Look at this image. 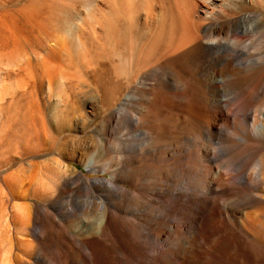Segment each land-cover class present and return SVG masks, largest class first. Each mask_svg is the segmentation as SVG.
I'll return each instance as SVG.
<instances>
[{"label":"bare ground","instance_id":"1","mask_svg":"<svg viewBox=\"0 0 264 264\" xmlns=\"http://www.w3.org/2000/svg\"><path fill=\"white\" fill-rule=\"evenodd\" d=\"M51 1L46 14L36 23L43 31L32 41L30 55L35 59L41 52L46 57L58 54L59 50L54 53L47 47L58 34H67L69 51L76 57L82 50L124 33L128 27L122 29L123 24L129 22L132 30V36L128 31L129 40L118 36L119 40L130 42L127 59L124 54H118L115 60L110 57L109 63L114 74L111 96L117 102L112 105L105 102L107 93L99 82L83 84L103 111L115 110L112 118L118 116L132 126L139 124L138 135L143 142L132 143L128 138L114 144L110 133H105L96 142L84 145L91 154L90 165L82 166L87 172L107 171L110 155H115L110 160L115 165L112 180H88L82 171L63 166L60 161L74 144L62 142L56 147L46 146L44 152L56 156L52 161L53 169L56 166L58 170V183L54 185L57 191L52 190V195L43 200L41 212L35 210L29 215L26 208L17 210L19 233L29 238L18 237L26 259L18 258V264H47L49 259L51 264H264V51L261 49L264 17L261 12H243L251 3L261 4L264 0H251L250 4L245 0H228L229 4L223 0H206L208 12H203L202 22L194 28L190 25L194 23L188 19L189 13V21H185L184 14L182 19L175 14V18L169 19L168 12V21L163 15H140L139 12L132 13L129 21V17L122 21L116 14L107 13L109 6L101 14H90L89 10L84 15L69 12L76 5L90 6L94 0ZM137 6H141L140 0ZM111 8L112 12L114 7ZM60 42L63 43V38ZM82 59L78 56L77 60ZM60 67L63 68L61 64ZM56 69L52 68L53 75L49 70L43 85L53 100L52 110L44 121L48 124L60 112L64 116L60 121L62 126L69 120L64 100L68 92L65 94L67 84L61 81L66 80L65 71L63 78ZM121 77L126 91L123 104H119ZM214 139L221 142L215 146L218 147L215 155L216 148L211 147ZM164 147L171 154L166 156ZM87 154L84 155L87 157ZM170 160L174 162L169 164ZM170 174L182 178L170 200L148 192V182ZM16 178L14 181L20 177ZM78 186L90 190H85L83 196L78 193L79 200L73 202L74 193L70 192ZM65 195L68 208L65 214H58L56 221L52 213L59 198ZM62 233L73 239L61 256L53 250L52 242ZM1 254L0 258L4 255Z\"/></svg>","mask_w":264,"mask_h":264},{"label":"rangeland","instance_id":"2","mask_svg":"<svg viewBox=\"0 0 264 264\" xmlns=\"http://www.w3.org/2000/svg\"><path fill=\"white\" fill-rule=\"evenodd\" d=\"M101 1L102 2H100L99 0H94V2L92 4H90V6L89 5L88 6L76 5L75 6L76 9L71 11V8H70L69 12L75 13L77 11V12L82 13L79 15H84V14H86V11L88 13V10H89L90 14H96V13L101 14L104 12L106 13L108 11L107 13H111V14L113 13V15L116 14L122 21H126L128 17H129V19L127 21H129L130 18L133 16L132 13L136 14L138 12H139L138 14H140V15H144V14L155 15V14H157V16H159V17H162V15H163V16H166L165 19L168 21V18L166 15V13L168 12L167 14H169L168 15L169 19H171L170 17L175 18L174 14L179 19H182V17L186 16L185 21H187L188 19H191L190 21L192 23H194V24H190L191 27L193 26L192 28H194L195 25H198V24H200V22H202V18L204 17L203 12H208V10H206V7H208V5L206 4V0H140V2H141L140 7L137 6L138 0H136V1L135 0L134 1L124 0L126 5L123 7L121 5H123L125 3L122 0H121V2L123 4H121V5H120V0H113L112 1L113 3L110 2V5H112V6L105 5L108 1H111V0H107V1L101 0ZM223 1H222L223 3L229 4L228 0H226V1L223 0ZM245 1H247L246 3H248V4L251 3V0H245ZM51 2H52L51 0H0V65L2 66V68H0V85H2V86H0V228H1L0 229V248L1 247L3 248V250L0 249V254L2 252H3L2 254H4L3 257L1 256V258H0V264L1 263L2 264H18L19 263L18 258L19 259H21V258L25 259L24 255H22V251H21L22 245L20 244L18 239L20 237L24 238V239H29V238H28V236H22L21 235L22 233L21 234L19 233V232H21V229H20L19 225L16 224L17 219H18V212L22 208H26V211L29 212L28 213L29 215L34 214L35 210L38 212H41L42 207L44 205L43 200L46 199V197L48 198L49 196H51L52 192L56 193V191H57L55 186L58 183V180L56 179L58 170L55 169L56 166L53 169L54 163L52 161L53 158H56V156H54L53 154H51L49 152H44V149H47L48 147L49 148L50 147H56L57 145H59L62 142H67L70 145L74 144L75 147H73L72 150H69L65 154V158L60 161L63 166H66V165L73 166L77 172L82 171L83 175L88 180L104 179V178L112 180V178H111L112 174L111 173L114 171L115 165H114V162H111L112 161L111 158H114L115 155L114 156L112 154L110 155L111 158L109 159V162H108V166H107L108 170L107 171L95 172V173L92 171L87 172L84 169V167H82V166L88 167L90 165L91 154L86 150V148H84V145L96 142L98 139H101V136L105 133H110L111 138H113L112 140H113L114 144H118L117 143L118 141L121 142V141L126 140L128 138H129L128 140L131 141L132 143L133 142L136 143L138 141L140 143L143 142V139L141 138V136L138 135L140 133L139 132V130H140L139 124H134L132 126L131 124L127 123V121H125L123 118H120L118 116H115V118H112L111 116L113 115V112L115 110L113 109V110H109L107 112L103 111V109L100 107V104H98V100L97 99L93 100L92 96L89 95V93L87 91L88 89L84 86V84L89 82V81L91 83H96V82L98 83L99 82L98 84L102 85L105 88L104 89L105 92L107 93L106 97H105V102L108 105H112L114 102L115 103L117 102L116 98L112 97L113 96V93L111 92V90L113 89L112 79H114V78H111V76L114 77V74H113V67H111L109 63L111 61V58L113 60H115L117 57V56L115 57V55H118V54L119 55L124 54L123 56L124 57L126 56L125 58L127 59L128 52H130V46L131 45H130L129 41H128V43H126V42L132 36V32H131L132 30L130 28V24H129V26L127 24L129 22H126L125 24H123L122 29L125 30L127 27L129 29V30L127 29L125 31H122L124 33L114 35V38H113V36H112V38H111V36H110V38L108 37L109 41H108V39H106L108 42L105 40V41H101V43L100 42L96 43V46L94 45L96 48H94V46H93L92 48L88 49L87 51L82 50L81 54L78 55L80 60L83 57L82 61L77 60L78 56H76L77 59H75L76 57H74V55L71 54V52L69 51V47L66 43V38H67L66 33H61V34L56 35V37L54 38L55 42L51 41L50 44L47 45L48 48H50V49L52 48L51 50L54 51V53L58 52V54H54V53L50 54L52 56L55 55V57H46V55L43 52H41L39 55L42 57L44 56V57L42 58L39 56L38 59H35V57H32L30 55V48L32 47V41L35 38H38L40 36L41 32L43 31V29L39 28L36 23L40 17H42L46 14L48 6L50 5ZM94 3H95L96 9L94 7ZM162 4H163V8L161 6ZM91 5H93V7H91ZM99 5H101V6L99 7ZM107 6H109V8ZM133 6L136 10L133 8ZM201 6H204V7L201 8ZM110 7H112V8L114 7L113 8L114 10L111 8L112 12L109 10ZM104 8L105 9L108 8V10L106 9L107 10L106 11ZM102 10H104V12ZM248 10L250 12L251 11H256L258 13L261 12L260 14L261 15L263 14L262 16L264 17V3H261V4H258L256 2L251 3L249 6V9H247V10L244 9L243 12L248 11ZM172 13H173V15L171 16ZM188 13L190 16L187 19ZM158 14H160V15H158ZM179 14H181L180 15L181 17L179 16ZM183 14H184V16H183ZM193 16L195 17L194 20H193V18H194ZM202 24H204V23H202ZM124 25H126V26H124ZM262 28L264 30V26ZM128 31L131 34V36L128 33ZM128 34H129V36H128ZM118 36H120L121 38L126 37L125 39H127L128 37L129 38L127 40H124L125 41L124 42L122 40H119L120 37H118ZM61 37L63 38L62 44L60 42V41H62ZM17 39H19L18 43H16ZM263 40H262V46H261L262 51H264V41ZM53 42H54V44H51ZM106 42H107V45H106ZM114 43H115V45H113ZM123 44L124 45L126 44L127 48ZM104 45H106L107 47L109 46V47L107 48ZM61 46L66 48L65 53L63 52L65 48H63V50H62ZM112 46H113V48H112ZM122 46H123V48H122ZM98 47H99V49H98ZM123 49H124V51H123ZM57 50H59V51H57ZM116 50H118V51H116ZM119 50L122 53L121 52L119 53ZM94 51H96V52H94ZM104 51H106V52H104ZM81 55H83V56H81ZM95 55H96V57L98 55H100V56H98V58H96ZM112 55H113V57H112ZM28 56H31L32 58H30V57L28 58ZM64 57H65V59L63 60ZM114 57H115V59H114ZM48 58H49V60H48ZM61 58L63 61L61 60ZM57 59L60 62L61 66H63V68L60 67V64H58L59 62H57ZM68 59H69V61L67 63ZM94 59L95 60L97 59V60L94 61ZM41 60H42V62H41ZM76 60H77V62H76ZM83 60H85L86 62H84ZM61 61L63 63L66 62L67 65L65 63L64 64L61 63ZM78 61L80 63L82 62L84 64V69L87 67L86 68L87 70L86 69L85 70L89 74L88 77H86V73H84L85 70L82 69L83 64L82 63L80 64ZM1 62H2V64H1ZM77 63H79V64H77ZM95 64L99 65V66H95ZM107 64H108V66H107ZM25 65H27V66H25ZM57 65L59 66V68ZM85 65H86V67H85ZM75 66H76V69L74 68ZM124 66H125V64H124ZM53 67L57 68L56 69L57 73H59V75H61V77H63V78H64L63 73L65 71V79L66 80H64L62 78L63 80H61V81L65 82L67 84L65 94L68 92L67 95L69 96V98H68V96H67V98H64V100L67 101V106H68L67 111L69 112V116H68L69 120H68V122H64V124H61L62 126H60V121H61V119H63L64 116H61L60 112H58V116L56 118H54V116L52 118H50V122L48 121V124L45 123V121H44V118H46L47 115L52 110L51 105L53 103V100H52V98H49V96L47 95V92H46L43 85H45L47 75L50 74L49 70L51 72L50 75H53V72H52ZM2 69H4V70H2ZM36 70H38V71L36 72ZM46 70H48V71H46ZM108 70H112V71H108ZM9 71H10V73H9ZM30 71H32V72H30ZM34 71H35V73H34ZM60 71H62V72H60ZM39 73H40V75H39ZM41 73L44 74V78H42V79H41ZM109 74H111V75L109 76ZM32 75H35V77ZM104 75H105V77H104ZM97 77H100V78L98 79ZM89 78H90V80H89ZM104 78H105V80L106 79L107 80L105 81ZM15 79H16V81H15ZM121 79L119 82V87H120L119 90L121 91V93L119 95V104H123L125 99H126V95H125L126 91H125V88L123 87L124 81H123L122 77H121ZM5 80H6V82H5ZM96 80H98V81H96ZM101 81H102V83H100ZM3 82L6 85L3 84ZM41 82H42V87L40 86ZM7 87H9V88L7 89ZM74 87L76 89H74ZM69 89L71 90V92L69 91ZM83 89H86V90H83ZM3 91H4V94H3ZM79 91H81V92L79 93ZM12 92H14V93H12ZM5 93H6V95H5ZM38 93H39V95H38ZM72 93H75V94H72ZM69 100H71V101H69ZM47 102H49V104ZM78 103H79V105H78ZM42 106H43V108H42ZM79 106H81V107H79ZM75 107H78V108H75ZM62 109H64V107ZM64 112L65 111H63V115L65 114ZM121 115H123V114H121ZM109 120H111V122ZM106 122H108V123H106ZM111 129H112V131H111ZM126 134L128 137L126 136ZM123 136H125V137H123ZM50 141H52L53 143ZM219 142L220 141L218 139H214V141L211 142V147L213 148L216 145L218 146V144L221 143V142L220 143ZM50 143H52L51 146H50ZM41 144H42V146H41ZM43 145H45V146L43 147ZM39 146H40V149L44 153L41 150H39V148H38ZM46 146H47V148H46ZM215 148H216V151H214V155L218 154V152H217L218 147H215ZM37 150H39V151H37ZM84 150H86V151H84ZM163 150H164L166 156L168 154H171L170 151H168L167 147H164ZM39 152H41V153H39ZM87 152H88V154H87ZM45 153H48V154H45ZM85 153L87 154V157L84 155ZM178 161H180V160H178ZM47 162H48V164H47ZM49 162H51V163H49ZM173 162H174V160H170L169 164H172ZM49 164H50V166H49ZM51 164H53V166H51ZM47 166H48V168H47ZM39 167H40V169H39ZM49 167L51 168V170ZM23 170H24V172H23ZM54 170H56V171H54ZM27 172H28V174H27ZM25 173L28 176H26ZM15 176H17V178L20 177L19 178L20 180L18 179V180L14 181V179L16 178ZM49 178H51L52 180H50ZM26 179H27V181H26ZM10 180H11V182H10ZM23 180H24V182L22 183ZM54 180H55V182H54ZM12 181H14V182H12ZM16 181L17 182L19 181L18 183H20V184L16 183ZM181 181H182V178L178 177L174 174H170L167 177L161 175V177L148 182V192L153 193V194L159 193L166 200H170L172 197V193L174 192V189L179 188L178 184ZM12 183H14V185ZM9 184H12V185H9ZM28 185L30 188L33 186L32 189L29 188V190H28V188H27ZM36 187H37V189H36ZM38 187H39V190H38ZM26 190L29 191V192L28 191L27 192L29 193L30 196L28 195ZM85 190L87 192H89L90 188H87L85 186H78L77 188H75L74 192H70V193H74L72 201L75 202V200H79V199H77V198H79L78 193H80V196L81 195L83 196ZM48 191L51 194L50 193L48 194ZM21 193L23 195L25 193L26 194L23 196V195H21ZM19 194L21 196H19ZM66 196L67 195L59 198V201L56 204L55 213L54 214L52 213L53 218L56 221L59 220L57 218L58 214L62 215V214L66 213V209L68 208L67 202H65ZM28 197H31V198H28ZM26 198H28V199H26ZM64 204H65V206H64ZM17 210H18V212H17ZM11 211H13V212L15 211L14 215L17 213L16 217H14V215H13V217L11 216L13 214V212L11 213ZM5 218H7V219H5ZM13 218L15 220H12ZM4 221H5V223H4ZM7 224H8V226H7ZM16 225L18 227L17 229L15 227ZM5 227H7V228H5ZM3 229H4V233H3ZM18 229H20V230H18ZM9 232L11 234H9ZM60 235L58 236L59 238L57 237L58 240L57 239L53 240V242H52L53 246L52 247H53L54 251L60 253V255L62 256V254H64V252H65L66 246H68L72 237L67 235V234H63V233ZM3 237H6L7 241L3 240V239H5ZM14 238H15V240H14ZM3 241H4V244H3ZM64 242L67 245L64 244ZM54 243H55V246H54ZM18 244L20 247L18 246ZM16 245L18 246V250L16 248ZM4 247H6V248L4 249ZM61 247L64 248V250ZM8 248H9V250H8ZM4 251L7 254L9 253V255L5 254ZM16 254L19 257H17ZM14 256H15V259H13ZM50 261H51L50 259L46 260V263L51 264Z\"/></svg>","mask_w":264,"mask_h":264}]
</instances>
